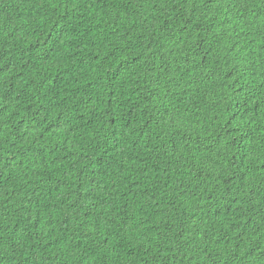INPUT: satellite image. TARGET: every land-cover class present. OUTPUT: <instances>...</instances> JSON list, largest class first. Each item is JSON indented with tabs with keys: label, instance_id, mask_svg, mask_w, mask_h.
Listing matches in <instances>:
<instances>
[{
	"label": "trees",
	"instance_id": "16d2710c",
	"mask_svg": "<svg viewBox=\"0 0 264 264\" xmlns=\"http://www.w3.org/2000/svg\"><path fill=\"white\" fill-rule=\"evenodd\" d=\"M0 264H264V0H0Z\"/></svg>",
	"mask_w": 264,
	"mask_h": 264
}]
</instances>
